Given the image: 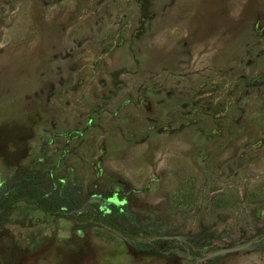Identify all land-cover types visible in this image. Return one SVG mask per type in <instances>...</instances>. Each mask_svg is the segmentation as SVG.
<instances>
[{
	"label": "rangeland",
	"instance_id": "374dc122",
	"mask_svg": "<svg viewBox=\"0 0 264 264\" xmlns=\"http://www.w3.org/2000/svg\"><path fill=\"white\" fill-rule=\"evenodd\" d=\"M0 264H264V0H0Z\"/></svg>",
	"mask_w": 264,
	"mask_h": 264
},
{
	"label": "trees",
	"instance_id": "16d2710c",
	"mask_svg": "<svg viewBox=\"0 0 264 264\" xmlns=\"http://www.w3.org/2000/svg\"><path fill=\"white\" fill-rule=\"evenodd\" d=\"M14 200H24L28 203L36 202L42 205L47 211L58 212L55 206L48 205L47 200L41 199L40 193L35 188L20 189L13 195Z\"/></svg>",
	"mask_w": 264,
	"mask_h": 264
}]
</instances>
